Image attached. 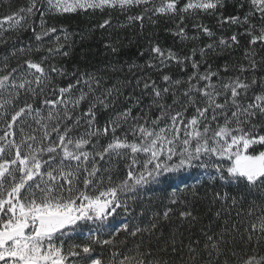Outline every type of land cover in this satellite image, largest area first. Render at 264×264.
<instances>
[{"label":"snow or ice","instance_id":"6c2138e0","mask_svg":"<svg viewBox=\"0 0 264 264\" xmlns=\"http://www.w3.org/2000/svg\"><path fill=\"white\" fill-rule=\"evenodd\" d=\"M113 13L143 62L65 66L74 34L50 21ZM161 20L171 45L144 32ZM20 32L0 61V264H264V0H26L0 45ZM190 169L236 194L144 202Z\"/></svg>","mask_w":264,"mask_h":264},{"label":"trees","instance_id":"16d2710c","mask_svg":"<svg viewBox=\"0 0 264 264\" xmlns=\"http://www.w3.org/2000/svg\"><path fill=\"white\" fill-rule=\"evenodd\" d=\"M26 0H0V17L8 14L15 10L21 5H24ZM232 11L231 7L228 9ZM104 17L99 14L96 15H69L67 17H60L50 21L57 27L64 26L68 29L72 36V49L71 55L64 61L65 66L79 67L88 71H95L96 69H104L106 66L116 62H136L142 63L143 61L138 57L139 51L146 46V41L140 34L139 25H134L131 28H118L116 26L117 16L113 13V28L107 31L101 30L96 26L102 21ZM149 22H146L144 28L145 34L156 32L158 38L162 44L171 45L172 39L165 32L166 24L161 20L158 27L151 28L148 26ZM205 23L215 24L214 20H207ZM11 41L8 45H0V61H2L5 55H8L12 50L13 42L17 47L34 42L31 39V32H20V33H9ZM18 37V39H17ZM118 40L120 47L119 56H113L108 49L105 48V44L110 41ZM217 63H223L224 57L219 58ZM12 65L15 66V60L11 61ZM193 185H196L200 197H205L207 193L209 196L213 190L229 191L230 194H236L235 188L229 187L227 189H221L218 183H213L207 180L200 169H190L182 171L177 174L168 175L161 178V182L158 185H154L148 192L142 194V198L145 203L148 200H152V208L155 209L161 206V203L167 202V197L173 192L177 195L187 194L191 199V191ZM251 199V198H249ZM195 207L198 214L206 216L208 213V200L201 199L196 202ZM139 211V208L137 209ZM235 213H233L234 215ZM151 216L149 211L144 217V223H147ZM123 217H118L122 219ZM131 219V217H128ZM134 223L137 221H133ZM116 224V221H113ZM118 226V225H117ZM104 238H107L105 234ZM123 235L119 239H123ZM82 236H75L71 242H80Z\"/></svg>","mask_w":264,"mask_h":264}]
</instances>
